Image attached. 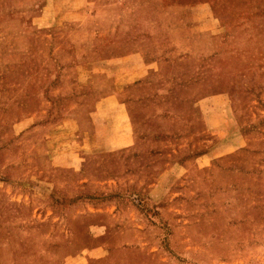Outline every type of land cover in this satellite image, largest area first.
<instances>
[{
  "label": "rangeland",
  "instance_id": "rangeland-1",
  "mask_svg": "<svg viewBox=\"0 0 264 264\" xmlns=\"http://www.w3.org/2000/svg\"><path fill=\"white\" fill-rule=\"evenodd\" d=\"M0 264H264V0H0Z\"/></svg>",
  "mask_w": 264,
  "mask_h": 264
}]
</instances>
